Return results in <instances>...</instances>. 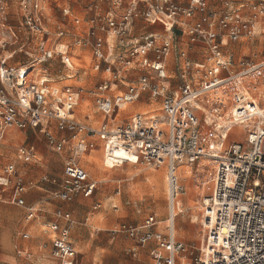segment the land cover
<instances>
[{"label":"built area","instance_id":"2783aa9c","mask_svg":"<svg viewBox=\"0 0 264 264\" xmlns=\"http://www.w3.org/2000/svg\"><path fill=\"white\" fill-rule=\"evenodd\" d=\"M218 2L228 8L211 10ZM139 22L161 31L135 37ZM261 22L264 0L238 5L234 0H112L111 9L97 6L87 18L75 15L67 0H0V143L11 131H34L54 152H67L62 178L41 179L67 204L95 196L98 183L81 161L98 142L111 169L138 160L166 166L164 232L157 231L154 214L141 225L120 223L112 232L133 242L134 255L155 243L154 264H178L188 250L174 232L175 205L184 192L179 168L200 170L204 160H212L211 190L203 200L206 246L197 257L189 251V261L264 264V56L238 57L235 50V44L257 35ZM196 46L203 48V61L190 56ZM71 51L78 52L77 63ZM57 59L67 69L61 79ZM89 64L101 76L97 85H59L76 80L80 69L87 74ZM86 94L104 118L98 125L76 118ZM146 94L154 109L121 122L123 108ZM237 126L244 129L245 142L227 145ZM35 153V147L20 146L16 159L30 164ZM0 185L10 186L12 201L27 210V221L35 218L37 210L27 207L24 197L39 185L15 162L2 169ZM54 216L47 225L48 264H83L71 239L73 213L60 207ZM19 254L32 257L29 251Z\"/></svg>","mask_w":264,"mask_h":264},{"label":"rangeland","instance_id":"374dc122","mask_svg":"<svg viewBox=\"0 0 264 264\" xmlns=\"http://www.w3.org/2000/svg\"><path fill=\"white\" fill-rule=\"evenodd\" d=\"M67 4L75 15L86 18L95 12L97 6L103 11L111 9L112 0H67ZM61 18L62 15L59 16V19ZM140 24L141 27L136 35L142 36L152 30V26L145 25L143 27L144 24ZM236 45L238 46V57L258 59L264 56V35H258ZM85 68L87 74H84L85 71L80 69V75L71 84L82 85L90 89L101 81V76L92 68V64ZM63 74L61 71L57 78L61 79ZM128 106L129 108L124 110L125 113L122 111L118 117L121 122L128 120L132 113H143L152 109L148 99L137 101ZM88 117L92 121H98L95 125L103 121V117L96 113L93 97L83 101L77 109V118L81 122H86ZM15 133L18 136L13 140L7 139L0 143V175H2V168L14 160L15 152L21 145H34L38 150L37 158L41 162L34 165L33 177L36 178L44 172L56 176L60 174L63 168V157L48 147L43 135H34L29 131ZM245 140L246 134L243 128H232L227 145L231 142L243 143ZM99 157L97 161L105 170L99 177L92 171L97 167V163L92 162L85 165L90 171L91 177L99 182L100 191L93 200L81 199L71 206L76 219V225L72 231L76 248L85 264H151L145 253L134 257L131 252L133 242L127 236L119 234L113 239L110 231L118 228V225L123 222L134 226L139 225L151 214H157L158 219L162 220L160 226H167L166 220L169 217L167 167H149L138 160L111 169L103 167L102 157ZM87 160L92 161L91 159ZM17 164L21 167L20 162ZM215 167L212 160L207 159L202 162L200 170H197V166L184 167L187 168V175L181 167L178 170L182 177L180 184L184 192L181 194L183 198L180 201L183 211L179 216H176L175 226L179 230L176 238L188 247L178 264H195V262L189 261L191 257L189 251L193 252L192 257L203 254L207 241L204 240L207 232L204 227L203 200L211 190V183L209 185L207 183L213 177ZM158 173L161 175L159 178ZM205 181L207 182L203 186ZM119 185L121 194L117 196L115 190ZM5 195L6 193L0 187V262L2 264H32L26 255L19 254L22 248H28L35 254L33 259L35 264H47L51 244L48 240L49 236L44 233V230H47L45 225L53 221L52 212L58 206V202L53 200L45 190H32L28 202L38 203L41 201L39 208L42 211L38 218L27 224L25 210L6 202ZM97 203H100L101 207L93 210ZM114 205H117L118 208L116 209ZM176 205L178 208V202ZM195 215L199 216L197 222L193 221ZM25 231L30 233L29 239L22 237ZM185 254L187 258L183 259Z\"/></svg>","mask_w":264,"mask_h":264},{"label":"crops","instance_id":"0c3cea01","mask_svg":"<svg viewBox=\"0 0 264 264\" xmlns=\"http://www.w3.org/2000/svg\"><path fill=\"white\" fill-rule=\"evenodd\" d=\"M180 1H182L184 4H187L188 3V1L189 0H180ZM247 1H250V0H234V5H238V4H241V3H243V2H247ZM228 7H226V6H224V5H222V3H217V4H215V5H212L211 7H210V9L211 10H216V9H218V10H221V9H227ZM12 10L15 12V10H16V8H15V6L12 8ZM60 12H61V10H57L56 11V16L59 18V16L61 15L60 14ZM73 12V11H72ZM81 18H83V17H81ZM87 18V17H86ZM140 23H142V22H139V23H137L136 24V27H135V31L133 32V35L135 36V37H141V36H138V35H136V32H138V30L140 29V27H141V24ZM142 24H144V23H142ZM69 25H71V26H74V25H72V23L71 22H69ZM145 26V24L143 25V27ZM147 26V25H146ZM154 31H161V27L160 26H152V30L150 31V32H148V33H152V32H154ZM258 35H264V22H261L258 26H257V35L256 36H258ZM143 36V35H142ZM255 36V37H256ZM242 42V41H241ZM235 50H236V54H237V50H238V46L235 44ZM203 52V48L201 47V46H196V48H194V52H191V54H190V56H191V58L194 60V61H196V62H200V61H203V59H204V54L202 53ZM71 53H72V55H73V61L74 62H78L77 60H76V58H75V55L78 53V52H76V51H71ZM56 62H57V64H58V69H59V71H62L64 74L65 73H67V69H65L63 66H61V62L57 59L56 60ZM68 83H71V82H69V81H65V82H60L59 83V85H64V84H68ZM89 96V97H88ZM91 97L92 96H90L89 94H86V96H85V99H84V101L85 100H88V99H91ZM146 99H148L149 100V95L148 94H146V95H144L143 97H142V99L141 100H146ZM95 105V104H94ZM149 106L150 107H152V109H150V110H146L145 112H150L151 110H153L154 109V107L152 106V104H151V101L149 100ZM80 107V106H79ZM78 107V108H79ZM77 108V109H78ZM129 108V106L128 107H124V109H128ZM96 113L98 114V115H101V114H99L98 113V110H97V108H96ZM124 113H125V111H124ZM137 113H140V112H135V113H132L131 114V116H133V115H135V114H137ZM102 116V115H101ZM130 116V117H131ZM103 117V116H102ZM76 118H77V110H76ZM104 119V118H103ZM77 120H79L78 118H77ZM80 121V120H79ZM86 122L87 123H90V124H93V125H95V123H98V121H92L91 120V118H87V120H86ZM15 132H22V131H18V130H15V131H11L9 134H8V136L6 137V139L5 140H13L15 137H17L18 135H16V133ZM26 132H28V131H26ZM31 134H34V135H38V133H36V132H34V131H29ZM18 134V133H17ZM4 140V141H5ZM46 141H47V139H46ZM47 145H48V142H47ZM21 146H26V145H21ZM20 147V146H19ZM18 147V148H19ZM26 147H35V151H36V153H35V158H34V161H33V163H30V164H24L22 161H18L17 159H16V152H15V156H14V160H11L10 162H15L16 164H17V162H20L21 163V167L17 164V166L25 173V175H26V177H27V179L29 180V181H34V182H36L39 186L38 187H36V188H34V189H37L38 191H44L45 190V192L46 193H48L49 195H50V197L53 199V200H55L56 202H58V206L54 209V211L52 212V218H53V221L52 222H55L56 221V219H55V216H54V213H55V211L58 209V208H60V207H63L65 210H68V211H71L72 212V210H71V206L73 205V204H75V203H77V202H79V200H81V199H85V198H82V197H80V198H78L74 203H71V204H67V203H63V202H61L60 200H58L57 198H55L54 196H53V194L51 193V191L54 189L51 185H49V184H47V183H41V179H42V177L44 176V175H49V176H51V177H54V178H62V172H63V168H62V170H61V172H60V174L58 175V176H56V175H52V174H50V173H48V172H44V173H40V175L38 176V177H33L32 176V174H33V172H34V169H35V166L34 165H36L37 163H39V162H41V160L40 159H38L37 158V155H38V150H37V148H36V146H34V145H31V146H26ZM48 147H49V145H48ZM17 148V149H18ZM50 148V147H49ZM52 150V149H51ZM53 151V150H52ZM56 153V152H55ZM57 154H59V155H61L62 157H63V165H64V160L66 159V157L68 156V153L67 152H64V153H57ZM99 156H101L102 158V160L104 159L103 158V149H102V143L101 142H98V149L96 150V151H94V152H92V153H90L89 155H87V156H85L84 157V159H82V161H81V165H82V167H84L85 168V170L88 172V174H89V176L91 177V175H90V171L87 169V167H86V165L85 164H91L92 162H95V161H97V159H99L100 157ZM87 159H91L92 161H88ZM9 162V163H10ZM7 165V164H6ZM103 167H104V165H103ZM4 168V167H3ZM2 168V169H3ZM90 169H91V167H90ZM96 168H94V169H92V171H94ZM113 169V168H112ZM1 172V171H0ZM178 175L180 176V178H182L181 177V175L178 173ZM91 179L92 180H94V181H96L95 179H93L92 177H91ZM97 183H98V190H97V192H96V194H95V196L93 197V198H90V199H85V200H93L95 197H96V195L98 194V192L100 191V189H99V182L98 181H96ZM0 187L2 188V191L4 192V193H6V195H5V201L6 202H8V203H10V204H15L13 201H12V199H11V196H12V191H11V188H10V186H3V185H0ZM121 186L119 185L118 187H117V189L115 190L116 191V195L118 196V195H120L121 194V192L120 193H118V191H121V188H120ZM34 189H32V190H34ZM32 190H30L26 195H25V202H26V204H27V207H33V208H35L36 210H37V213H36V216H35V218L34 219H36V218H38L39 216H40V212L42 211V209H40L39 208V205H40V202H38V203H29L28 202V198H29V196H30V193H31V191ZM16 205V204H15ZM98 205V207H96ZM18 206V205H17ZM20 207V206H19ZM101 207V205H100V203H97L94 207H93V210H97V209H99ZM114 207L117 209L118 208V206L117 205H114ZM21 208H23V207H21ZM24 210H25V221H26V223L27 224H29L31 221H33L34 219H32V220H30V221H27L26 220V215H27V210H26V208H23ZM175 209H177V205L175 206ZM73 213V212H72ZM182 212H180L179 214H177L176 213V216H179L180 214H181ZM152 215V214H151ZM157 218H158V216H157V214H154ZM73 216H74V214H73ZM150 216V215H149ZM74 219H75V217H74ZM146 219V218H145ZM144 219V220H145ZM143 220V221H144ZM75 221H76V219H75ZM143 221L139 224V225H141L142 223H143ZM158 221H159V223H158V226H157V231L158 232H160V233H162V232H164V230H165V228L166 227H162V226H160L162 223V220H159L158 219ZM52 222H50V223H52ZM63 223V222H62ZM166 223H167V220H166ZM76 225V224H75ZM119 226V225H118ZM45 227H47V225H45ZM75 228V227H74ZM74 228H73V230H74ZM164 228V229H163ZM117 229V228H116ZM175 229H176V227H175ZM72 230V231H73ZM115 229H113V230H111L110 231V233H111V235L113 236V234H112V232L114 231ZM24 233H28V234H30L28 231H25ZM44 233L45 234H47L49 237H48V240H49V242H50V244H51V238H52V234H51V232H49V230H48V228H47V230H44ZM175 235H176V232H175ZM116 237V236H115ZM114 236H113V239L115 238ZM71 239H72V242H73V244L75 245V243H74V241H73V238H72V233H71ZM75 247H76V245H75ZM155 247H156V244L155 243H153V244H150L149 246H147V247H142V248H139V250H138V253L136 254V255H134L133 253V255H134V257H137V256H140L142 253L144 254H147V256H148V258H149V261L151 262V264H154V258H153V250L155 249ZM50 248H51V245H50ZM76 250H77V248H76ZM24 251H29L30 252V250L28 249V248H22L19 252H24ZM51 251V250H50ZM49 251V252H50ZM77 252L79 253V251L77 250ZM31 254H32V257L31 258H28V260L29 261H31V263L32 264H35V262H34V253L33 252H31ZM79 259H80V261L83 263V264H85L84 263V261H83V258L81 257V255H80V253H79ZM0 264H2L1 262H0ZM47 264H48V262H47ZM99 264H102V263H99ZM109 264H112V263H109Z\"/></svg>","mask_w":264,"mask_h":264},{"label":"bare ground","instance_id":"6f19581e","mask_svg":"<svg viewBox=\"0 0 264 264\" xmlns=\"http://www.w3.org/2000/svg\"><path fill=\"white\" fill-rule=\"evenodd\" d=\"M239 126H237V127H234V128H238ZM240 128H242V127H240ZM118 154V156H120V157H125V158H127V154H125V153H123V152H118L117 153ZM129 158H131L132 160H134V158L132 157V156H128ZM134 162V161H133ZM95 163H97V167H96V169L93 171L94 172V174L96 175V176H100V175H102V173H104L105 172V170L101 167V165H100V163L98 162V161H95ZM105 163V161H103V165H104V167L106 166V167H108V168H110L111 166H110V162H106V164L107 165H105L104 164ZM181 169H182V171L183 172H185L186 173V175L188 174L187 173V168H184V167H181ZM158 178L161 176L160 175V173H158ZM183 198V195H180V197H179V201H178V204H179V207L177 208V210H176V212H175V210H174V214L176 215V213L177 214H179L180 212H182L183 211V208L180 206L181 204H180V201H181V199ZM185 199H186V197H185ZM176 206V205H175ZM194 217V222H197L198 220H199V216H197V215H195V216H193ZM168 224V223H167ZM175 225H176V218H175ZM176 227V226H175ZM174 232H176V235H178V233H179V230L176 228V229H174Z\"/></svg>","mask_w":264,"mask_h":264}]
</instances>
